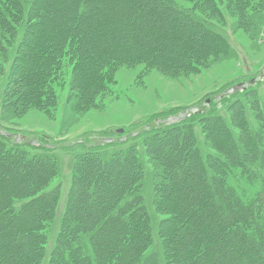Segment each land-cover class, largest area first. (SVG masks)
Returning a JSON list of instances; mask_svg holds the SVG:
<instances>
[{
	"label": "trees",
	"instance_id": "obj_1",
	"mask_svg": "<svg viewBox=\"0 0 264 264\" xmlns=\"http://www.w3.org/2000/svg\"><path fill=\"white\" fill-rule=\"evenodd\" d=\"M37 1L0 0V20L4 21L7 27L10 26V19H13V23H18L13 43L16 44L17 50L19 45H23L26 36H29V42L33 37L32 33L28 31L35 28V25L29 26L28 22L30 12L35 9ZM46 1L48 5H46V11L52 13V9L54 11L61 10V17L59 15H56V18L46 17L47 23L43 29L37 28L36 30L39 33H36L34 37L32 47L35 46V48L31 57L34 59V64L32 62L31 70L28 71L32 75L24 76V81H22L24 88L26 87L24 92H27L28 95L34 89H37L38 94L41 95L38 87L45 80L52 79V76L61 70L64 57L74 59L81 69V76L77 78L76 85V90L78 89L79 92L80 86L83 85H93V88L101 85L99 71L113 61L115 63L137 61L149 64L161 63L170 69H175L182 65L185 66L190 56L192 59L194 57L200 59L214 55L228 47L227 39L220 29L193 14L180 11L173 0H123L122 2L111 0L113 8L108 14L105 13V8L110 0L105 2L102 7L99 4L101 0H69V3L67 0L66 2L65 0ZM153 1L157 4H153ZM198 1L203 5L213 4V0ZM238 2L241 3L240 0ZM37 8L39 10L40 7L36 5ZM133 12L140 13V16L149 13L159 23L153 24V21L149 22L148 19L145 21V18L141 17L140 21L143 27L139 24L136 28L134 20L129 18ZM178 14L186 17L187 22H180ZM103 16L106 18L100 19ZM69 18L70 20H68ZM22 19L25 20L24 24L19 23ZM146 23L149 24L147 27H145ZM172 25L173 27H171ZM82 26L85 29H90L91 33H95L94 43L96 42V46L92 45L93 35L90 34L91 37L86 38L82 34H78V30ZM126 28H129L128 31H133L130 41H128L129 38L122 39L121 37V30ZM199 29L204 32V36H198L197 30ZM101 41L106 42L102 45L98 44ZM4 84L2 82V85ZM2 85L0 87H4L6 84ZM33 85L36 87L31 89ZM249 85L247 88H243V94L239 88H235L232 96L241 94L240 96L249 95L250 98L251 92H254V101L256 102L252 98L250 99L252 104L254 103L252 109L241 100V103L232 104L228 117L208 116L209 113H205L203 122H206L210 127L213 123L218 122L222 132L240 139V134L236 132L238 127L235 128L233 125V117L236 114L234 110H238L241 120L239 127L248 134L247 144L253 141L254 132H259L258 140L264 139V92L260 94L258 90L261 81L256 84L250 81ZM5 88L7 87L5 86ZM5 90L0 91L2 101ZM226 97V95L222 96L220 101L225 100ZM236 107L238 109H235ZM256 108V112L260 111L261 116L258 112L254 113L253 109ZM256 117L260 120L258 121ZM193 120L195 118L190 122L192 123ZM191 123L190 125L184 123L182 126L163 129L155 135H149L145 141L152 142L154 138L159 139L161 136L167 138L171 135L177 139L186 137L190 141V148L195 145L193 149L200 150ZM148 134L151 133L144 135ZM157 141L152 143H157ZM34 147L32 149L36 153L33 155L32 150L25 149L20 143L14 142L10 136L0 134V151L4 150L9 161L11 160L14 164L20 161L28 162L32 166L30 170L26 169L24 172L26 180L38 178L41 175L44 178L35 188L28 191V186L23 179H20L21 184H19L17 176L13 181L18 182L16 185L8 180L12 178V172L5 175V171H2L1 182L9 184L5 195H3L4 198L0 200V212H9L0 218V261L3 260L2 264L6 258V261L11 259L12 264H17V262L21 264H136L135 261L143 264H177V259L186 262V264H219L220 258L223 257L225 258L222 261L223 264H264L263 253L258 250L264 242V148L261 145L255 147L256 151L253 154H248L241 149V152L235 151L234 155H229L231 161L222 160V166L219 164L218 170L220 176L216 179L220 185L215 190L207 189L205 193H202L204 189L191 186L190 181L185 180L186 176L184 178L177 177L176 172L174 176L176 186L173 188L170 185L173 189V199L165 198V196L158 199L156 193L163 183L160 181L161 179L157 178L155 187L144 193L143 190L141 192L142 188L140 189L142 183L140 186L135 183L130 191H122L112 185L100 189L99 185L102 179H95L94 175L96 174L94 173L82 181V185L86 188L85 194L82 188L77 190L78 192L75 191L77 188L74 190L77 192L76 196L80 194L90 196V205L85 207L76 205L75 207L72 206V201L70 205L69 198L61 213L59 190H48L51 179L57 174L52 166V164H57V161L52 157L54 149L49 148L48 145ZM107 149H109L108 146L96 147L92 149L93 151L81 156L82 159H89L90 165L98 161L101 170L107 174L105 176H110L108 182L113 185L122 183L128 175L133 176L132 180L136 182L134 174L136 175L137 172L129 167L130 158L136 153L134 147H120L108 155H101V150ZM207 155L213 156V154L207 153L205 157ZM191 158L199 160L197 155H191ZM77 159H80V156ZM135 159H140V156L136 154L134 162ZM41 160H46L45 166L38 163ZM77 167L78 163L72 169L73 177L76 176ZM200 167H202L199 170L203 177L215 178L208 163L201 161ZM2 169L4 168L0 169V173ZM15 170L18 172L17 169ZM196 171L194 168V176ZM229 174L231 177L234 175L235 178L240 176V180L246 184L242 189L246 198L242 199L238 195H232L233 188L227 187L226 183L229 182L227 177ZM195 177L197 178V176ZM178 178L181 183L178 182ZM113 180H116V183H113ZM19 186L24 187L21 189ZM170 186L167 185L166 190ZM217 189L220 193L223 192L221 194L227 200L228 207L225 206L224 210L228 211L229 209L237 212L235 221L228 224L222 221L225 215L221 205L219 202L214 204L213 200ZM125 195L126 198L118 200ZM10 196H13V200H9ZM103 199H106L107 202H102ZM166 207L170 208L168 210L171 217L161 221L162 219H159L158 216L163 213L164 209H167ZM28 211L29 214H26ZM35 213L37 217L39 214L43 216V219L37 220L36 224L31 222L32 230L26 229V225L22 226L25 220L30 222L31 217L29 218V216L32 214L35 217ZM33 216L32 220L35 219ZM3 219L6 220V223L2 221ZM164 222L171 223V225L164 228V224H166ZM180 222L183 225H180ZM112 225L116 226L111 227ZM119 227L122 229L120 230ZM125 228H130V231H133V238L129 234L126 235V232L123 233ZM137 229L138 234H136ZM22 230H28L23 234L33 231L30 237H35L34 240L40 243L42 248L40 256L33 254L34 257H29L23 255L21 247L11 248L14 245L13 241L19 240ZM233 231L237 233L238 237L229 242L227 238L234 233ZM127 237H130L128 238V243L131 241L130 245H124V242H127L125 241ZM246 243L249 245H245ZM214 246L216 247L214 248ZM251 246L256 248L254 252L250 249ZM175 249L177 250L174 251ZM147 250L149 253L144 254ZM11 251H14V254ZM251 252L255 254H250ZM174 255L176 256L174 257ZM136 257H138L137 260L134 259Z\"/></svg>",
	"mask_w": 264,
	"mask_h": 264
},
{
	"label": "rangeland",
	"instance_id": "obj_2",
	"mask_svg": "<svg viewBox=\"0 0 264 264\" xmlns=\"http://www.w3.org/2000/svg\"><path fill=\"white\" fill-rule=\"evenodd\" d=\"M67 1L69 3V0ZM107 1L101 0L99 4L102 7ZM122 1L120 0V2ZM173 1L180 11L190 15L193 14L195 17L220 29L227 39L228 47L223 48L214 55L200 59H196V57L192 59L190 56L185 66L182 65L175 69H170L161 63L149 64L143 61L115 63L113 61L106 64L99 71L102 81L101 85L95 88H93V85H83L80 86L79 92L77 91L78 89L76 90V85L78 83L77 78L81 76V69L77 66L74 59H68L67 57L62 59L61 70L57 71L52 76V79L45 80L41 86L39 84L36 85L37 87L39 86L41 95L38 94L37 89H34L35 91L33 90L28 95L27 92H24L26 87L24 88L22 84L24 76L32 75L28 71L31 70L32 62L34 64V59L31 57L35 46L32 47V44L36 33H39L36 31L37 28L43 29L48 17L53 18L56 15L61 17V10L54 11L52 9V13H48L46 11L47 1L38 0L34 6L35 9L30 12L28 22L29 26L35 25V28L28 31L32 33L33 37L29 42V36H26L23 45H19L18 50L16 44H13L18 23L15 24L13 19H10V26L7 27L5 22L0 20V86L2 82L4 84L6 81V85H4L7 87L5 88L4 85H2L4 87H0V91L6 89L3 101L0 94V134L10 136L14 142L20 143L25 149L32 150L33 155L36 153L32 149L35 148L34 146L48 145L49 148L54 149L52 157L57 161V164H52V166L57 171V174L51 179L48 190H59L60 213L62 208H65L69 198L70 205L72 201V206L76 207L78 205L79 207L83 205L85 207L90 205V196H84L86 188L82 185V181L86 180V177L90 174L95 173L97 175H94L95 179H102L99 185L100 189L107 185H112L116 189L130 191L135 183V185L139 186L142 183L140 189L142 188L141 192L143 190L144 193L148 189L151 190L152 187H155L157 184L155 181L161 179L160 181H163V183H161L158 191L156 190L157 198L161 199L165 196V198L173 199L172 187L176 186L174 180L176 172L177 177L184 178L186 176L185 180L190 181L191 186L204 189L202 193H205L207 189L215 190L219 188L218 185L220 183L216 179L220 176L218 170L222 160L229 162L231 159L229 155H234L235 151L241 152V149L248 154H253L256 151L255 147L261 145L264 148V139L258 140L259 132H254L252 135L253 141L247 144L246 137L248 134L239 127V121L241 120L238 110H234L236 114L233 117V125L235 128L238 127L236 132L240 134V139L222 132L218 122H215L217 124L213 123L214 126L212 125V127L203 122L205 113H209L208 116L228 117L232 104L241 103V100L252 109L254 103L252 104L250 99L255 100L254 92H251L250 98L249 95L240 96L241 94L233 97L235 88H239L243 94V88H247L250 81L255 84L261 81V86H259L258 90L260 94H263L264 0H240L241 3L238 0H213L212 6L210 4L203 5L198 0ZM110 2L111 0L108 1L109 4L105 8L106 14L110 13V9L113 8V4ZM152 3L157 4L154 1ZM36 5L40 7L39 10L38 8L36 9ZM139 14L133 12L129 17L130 20H134L136 28H138L139 24L143 27L140 21L141 17L142 19L145 18V21L147 19L149 22L153 21V24L159 23L149 13L141 16ZM103 18L106 17L103 16L100 19ZM178 18L182 23L187 22L186 17L180 14H178ZM24 22L25 20L23 21L22 19L19 23L24 24ZM148 25L146 23L145 27ZM128 29L121 30V37L122 39L129 38L128 41H130L133 31H128ZM91 32L90 29H85L84 26L78 30V34H82L86 38L91 37L90 34L93 35V38H91L93 41L92 45L96 46V42L94 43L95 33ZM197 32L199 37L204 36L202 30L199 29ZM105 42L101 41L98 44L102 45ZM36 86H31V89ZM225 95L227 96L225 100L220 101V98ZM228 95L231 96L228 97ZM235 109L238 108L236 107ZM253 110L257 114V108ZM258 113L260 114L261 112L259 111ZM193 117L195 120L191 123L190 121L194 119ZM256 119L260 120L257 117ZM184 123L189 125L191 123L192 129L196 133L200 150L197 148L194 150L195 145L190 148V141L186 137L177 139L171 135L167 138L162 136L159 139L154 138L152 142L158 140L159 142L157 141V143L145 141L149 135H155L166 128L171 129L176 126H182ZM145 133L151 134L144 135ZM105 146H108L109 149L101 150V155L104 156L120 147H134L135 155H139L140 159H135L134 162L135 155L133 154V157L130 158L129 167H132L137 172L136 175L134 174L137 179L136 182H133V176L131 175H128L126 179V175L125 181L116 183V180H113V183H116L113 185L108 182L110 176H105L106 173L101 170L98 161L90 165L89 159H82L81 155H86L96 147ZM207 153L213 154V156L207 155L205 157ZM191 155H197L199 160L197 158L192 159ZM78 156H80V159H77ZM200 160L208 163L215 178H210L209 176L205 178L201 175L199 170L202 168L200 167ZM45 162L46 160L38 161L43 166H45ZM77 163L76 176L73 177L72 169L77 166ZM31 167L28 162L23 161L15 162L14 164L6 157L4 150L0 151V169L4 168L0 173V200L4 198L3 195H5L6 188L9 185L1 182V178H3L2 171H5V175L12 172L15 178L11 176L12 178L8 179L11 182L17 176L19 184H21L20 179H23L29 191L44 180L42 175L38 178L26 180L24 172L26 169L30 170ZM194 168L197 170L195 172L197 178L193 175ZM227 177L229 181L226 182L227 187L233 188L232 195H238L242 199L246 198L247 196H244L245 193L242 191L246 184L240 180V176L235 178L234 175L231 177L229 174ZM18 182L13 183L18 185ZM178 182H180L179 178ZM167 185L172 187H167L166 190ZM11 186H9L10 189H12ZM19 187L23 189L24 186ZM75 188L77 189L75 190ZM81 188L84 194L76 196ZM74 190L78 191L74 192ZM216 191L217 193L215 192L213 200L214 204L219 202L221 205L225 215L222 221L227 224L235 221L237 212L235 213L229 209L228 211L224 210L228 207L227 200L221 194L223 192L220 193L218 189ZM126 195L118 198V200L126 198ZM9 200H13V196H10ZM102 202H107V200L103 199ZM225 206L226 208H224ZM168 208L164 209L163 213L158 216L159 219H162L161 221L171 217ZM8 213L7 211L0 212V218ZM26 214H29V211ZM32 216V214L29 216V218L31 217L30 222L25 220L24 225L22 224V226L26 225V229L30 228L32 230L31 222L36 224L37 220L43 219L40 214L37 217L35 213V217L33 216L34 220H32ZM2 221L6 223V220L3 219ZM164 223H166L164 228L171 225V223ZM179 224L183 225L182 222ZM114 226L116 225L111 227ZM130 230V228H125L123 233L126 232V235L129 234L132 237L134 233ZM26 231L22 230L19 240L13 241L14 245L11 248L21 247L23 255H28L29 257L33 256V254L40 256L42 253L40 243L34 240L35 237H30L33 231L23 234ZM136 234H138V229ZM118 235L120 237V234ZM229 236L227 238L229 242L238 237L236 232ZM130 237L125 239L127 242H124V245H130L131 241L128 243V238ZM245 245L248 246L249 243ZM250 249L253 252L256 250L254 246H251ZM258 250H261L264 256V242H262ZM11 252L14 254V251ZM253 252L250 254H255ZM146 253L148 254L149 250L144 254ZM10 258L12 257L10 256ZM6 259L3 264L7 261L6 264H12L11 259L7 261ZM134 259L137 260L138 257ZM223 259L225 258H220L218 263L223 264ZM2 262L3 260L0 261V264ZM135 262H137L136 264H143L142 262L139 263V261ZM176 262L186 264V262L178 261V259ZM17 264L21 263L17 262Z\"/></svg>",
	"mask_w": 264,
	"mask_h": 264
}]
</instances>
